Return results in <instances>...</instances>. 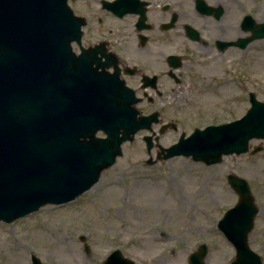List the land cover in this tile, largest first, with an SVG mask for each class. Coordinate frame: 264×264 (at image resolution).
Masks as SVG:
<instances>
[{
    "label": "water",
    "instance_id": "water-1",
    "mask_svg": "<svg viewBox=\"0 0 264 264\" xmlns=\"http://www.w3.org/2000/svg\"><path fill=\"white\" fill-rule=\"evenodd\" d=\"M244 22L253 24L250 16ZM81 24L67 0H0V219L7 222L89 189L121 154V143L156 121V113L137 115V99L122 80L97 72L96 46L71 50ZM253 137L264 138V101H253L238 120L181 135L159 158L184 154L212 164L246 151ZM240 181L231 178L241 200L218 226L236 247L231 264H261L247 243L256 208ZM204 255L191 254L189 264H202ZM103 264L132 261L113 250Z\"/></svg>",
    "mask_w": 264,
    "mask_h": 264
},
{
    "label": "rangeland",
    "instance_id": "rangeland-1",
    "mask_svg": "<svg viewBox=\"0 0 264 264\" xmlns=\"http://www.w3.org/2000/svg\"><path fill=\"white\" fill-rule=\"evenodd\" d=\"M91 1L93 5L88 8H97V0ZM245 5L246 11L264 20V0H245ZM254 46L257 79H261L258 95L264 99V39ZM230 78L232 89L234 79L241 76L233 74ZM227 110L225 119L244 111L237 102H231ZM185 112L182 125L170 119L177 129H166L159 144L168 146L182 129L189 130L195 120L190 117L191 109ZM171 115L172 110L167 109L161 121ZM144 133L147 131L140 130L132 141L123 143L122 155L75 199L59 206L44 205L12 223L0 221V264H32V253L46 264H101L115 247L132 257L135 264H186V255L198 241L207 244V263L222 264L230 259L234 250L216 224L225 205L234 201L225 184V173L237 170L231 168L232 158L239 157L223 156L221 162L207 165L178 155L147 164ZM154 187L161 198L155 208L145 194ZM255 236L249 233L252 244Z\"/></svg>",
    "mask_w": 264,
    "mask_h": 264
},
{
    "label": "flooded vegetation",
    "instance_id": "flooded-vegetation-1",
    "mask_svg": "<svg viewBox=\"0 0 264 264\" xmlns=\"http://www.w3.org/2000/svg\"><path fill=\"white\" fill-rule=\"evenodd\" d=\"M72 5L85 16L81 45L73 42V49L97 44V70L123 79L139 98L142 114L158 112L155 133L167 109L182 120L191 109L190 117L203 126L225 120L231 102L245 104L248 89L258 91L253 51L264 38H250L253 31L242 25L245 0H201L199 7L197 0H97V8H88L91 0H76ZM230 69L241 76L232 89ZM253 140L261 148L236 155L231 168L239 171H226L234 201L225 210L239 197L228 177H245L257 209L249 231L256 236L248 243L264 264V140ZM207 256L208 247L203 264H214ZM222 264H230L229 259Z\"/></svg>",
    "mask_w": 264,
    "mask_h": 264
},
{
    "label": "bare ground",
    "instance_id": "bare-ground-1",
    "mask_svg": "<svg viewBox=\"0 0 264 264\" xmlns=\"http://www.w3.org/2000/svg\"><path fill=\"white\" fill-rule=\"evenodd\" d=\"M157 188H149L145 194L147 196V199H149L150 201V205L155 208L156 206H158L159 201L161 200L160 195L158 193V191H156Z\"/></svg>",
    "mask_w": 264,
    "mask_h": 264
}]
</instances>
